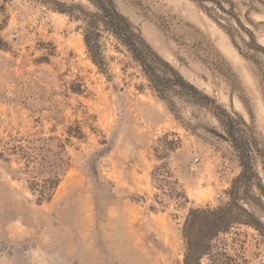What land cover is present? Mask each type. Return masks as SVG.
I'll return each instance as SVG.
<instances>
[{
    "label": "rangeland",
    "instance_id": "rangeland-1",
    "mask_svg": "<svg viewBox=\"0 0 264 264\" xmlns=\"http://www.w3.org/2000/svg\"><path fill=\"white\" fill-rule=\"evenodd\" d=\"M116 4L186 80L253 121L264 185V51L250 48L248 35L264 48V5ZM79 25L36 0H0V264H179L189 210L229 202L237 154L207 108L178 97L170 107L107 37L100 70ZM165 162L172 178L156 172ZM55 177L59 185L41 202L30 182ZM224 238L232 253L264 264L254 228L236 226Z\"/></svg>",
    "mask_w": 264,
    "mask_h": 264
},
{
    "label": "trees",
    "instance_id": "trees-1",
    "mask_svg": "<svg viewBox=\"0 0 264 264\" xmlns=\"http://www.w3.org/2000/svg\"><path fill=\"white\" fill-rule=\"evenodd\" d=\"M51 5L55 11L68 15L80 23L88 56L100 70L106 72L104 56L106 44L103 39L115 40L124 48L140 67L149 88L158 98L174 106L172 98L178 97L205 107L215 117L225 133V139L237 154L241 173L233 181L229 192V202L217 208H193L189 210L183 225L185 251L179 264H252L243 252L232 253L228 241L224 238L236 226L246 225L257 230L264 239V185L257 167L258 136L253 121L248 123L237 113L229 112L217 100L198 89L185 79L180 71L165 60L145 40L142 33L118 9L116 0H83L86 5L59 2L56 0H36ZM199 4L213 0H193ZM264 5V0H252ZM239 25V18L234 16ZM248 31V30H247ZM251 47L264 48L256 44L254 34L248 31ZM166 152L173 148L166 147ZM165 152V153H166ZM168 154L165 155L166 158ZM159 175L172 178L168 163L156 168ZM31 190L37 192L41 202L49 201L60 183L59 177L30 182ZM178 184L177 181L174 182ZM257 190L259 197L252 196ZM175 197L188 201L184 190L175 192ZM254 203L262 217L246 207V202ZM248 202V203H249Z\"/></svg>",
    "mask_w": 264,
    "mask_h": 264
},
{
    "label": "built area",
    "instance_id": "built-area-1",
    "mask_svg": "<svg viewBox=\"0 0 264 264\" xmlns=\"http://www.w3.org/2000/svg\"><path fill=\"white\" fill-rule=\"evenodd\" d=\"M198 163H199L198 159H195L194 160V165L192 166V170L193 171H197L198 170V167H197Z\"/></svg>",
    "mask_w": 264,
    "mask_h": 264
},
{
    "label": "bare ground",
    "instance_id": "bare-ground-1",
    "mask_svg": "<svg viewBox=\"0 0 264 264\" xmlns=\"http://www.w3.org/2000/svg\"><path fill=\"white\" fill-rule=\"evenodd\" d=\"M144 260H145V259H144ZM144 260H143V261H144ZM145 262H146V261H145ZM146 263H147V262H146Z\"/></svg>",
    "mask_w": 264,
    "mask_h": 264
}]
</instances>
